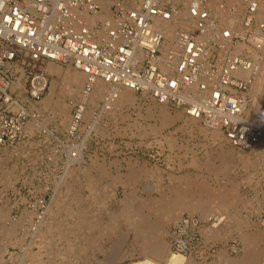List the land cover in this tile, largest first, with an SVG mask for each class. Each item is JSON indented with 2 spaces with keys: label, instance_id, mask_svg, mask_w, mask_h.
<instances>
[{
  "label": "rangeland",
  "instance_id": "1",
  "mask_svg": "<svg viewBox=\"0 0 264 264\" xmlns=\"http://www.w3.org/2000/svg\"><path fill=\"white\" fill-rule=\"evenodd\" d=\"M229 2L230 0L227 1L229 5L235 6L234 10L236 11L237 3L230 4ZM213 5L215 6V2ZM234 10L232 11L234 12ZM225 11L228 13L229 10L225 9ZM232 11H229L230 14L233 13ZM214 15L219 19L215 11ZM238 16L241 18L239 23H242L243 14L240 13ZM222 26L226 25L222 24ZM257 31L256 29L255 34ZM237 33L242 39L246 38V28L243 34ZM255 34L250 35L251 44L253 43V36H257L258 32L257 35ZM245 43L249 44L248 42ZM244 54L248 56L245 52ZM249 60H251L250 57ZM61 66L66 69L69 65L61 64ZM46 71L48 72L49 86L53 79L58 82L61 81L59 75ZM248 87L245 91L250 89V85ZM48 92L49 87L42 98ZM257 96L259 98L260 94L258 93ZM137 97L139 98L136 100V104H141V106L137 107L136 104L119 106L116 108V112H113L114 115L113 113L101 115L98 106L93 107L91 110V117H82V112L78 110L81 120L75 129L71 130L72 132L68 131V123L62 122L63 117L52 114L51 109L49 110V107H47V110L39 100L37 102L39 110L33 109L31 112L37 115V121L53 130V135H48L44 129L38 127L30 132L24 131L28 136L23 134L15 144L0 146V205L7 208L9 218L16 220V233L24 236L25 246L30 240L28 238L31 234V222L38 221V214L43 212L48 205H53L51 208L56 211L54 215L49 216L48 222L53 221L54 218L62 222L64 216L68 222H71V217L77 219V216H83L85 219L83 222L78 218L80 225L83 226V235L75 232L73 238H77L76 240L69 241L62 236L58 237L55 233L59 232V228L56 229L55 227L53 231L52 229L49 231L47 237L52 238L55 235L53 237L54 241L51 242L55 243L51 245V249L66 251V254L69 253L66 257H62L63 254L58 256L59 254L50 253L49 244L40 243V239L36 238L39 243L36 240L37 242L30 245V248L32 252L37 253L40 251V253L34 254L33 263L129 264L141 260L144 255L141 252L140 244L134 240V233L131 230L129 231L131 225L126 221L125 213H123L125 206H128L131 214L135 216V222L138 221L139 217H142L152 227H163L165 231L163 238L169 243L170 249L172 241L170 231L182 217L193 215L207 220L210 216H217L213 224L222 225L223 230L220 231V235L215 236L205 230L206 227L212 226V223L204 226L201 239H195L191 244L193 253L184 255L187 260L191 261L189 264L193 262L194 264H210L211 262L232 264L230 259L235 260V264H248V261L251 264L253 260L256 264H264L262 263L264 262L262 261L264 250H260L261 248L264 249V141L251 148L240 149L230 145L225 139L222 140L226 152H232L231 156H228L230 158L228 164L223 165L222 157H220L223 153H221L218 143L205 138L202 132L192 134L184 128L181 124H183L186 117L178 110L166 105L170 115L177 116L178 114L179 117L163 127V131L154 132V125L157 126L159 120L156 114V116L154 114L150 115L146 111L148 112V105H153L155 102L141 98L138 94ZM65 100L67 104L72 102L69 96ZM257 100L254 108L259 109V111L257 110L258 114L254 116V119H259V114L264 118V98H262V105L259 108L257 104L260 99ZM250 103L251 100H249L246 109ZM76 106L77 103L73 102L71 104V115L74 114ZM49 114H52V116ZM48 115L50 118L47 117ZM60 119L61 121H59ZM59 122L63 123L62 125L66 129ZM198 123L203 125L201 122ZM148 130L153 133L148 132ZM170 136L175 139V143H171ZM84 139L86 146L83 148V160H76L70 164L66 163L67 149L72 148L71 151H75V146ZM5 156H8V158ZM66 168L67 170H65ZM216 168L220 169L215 171ZM183 176H190L192 180L185 183L181 179L172 178ZM91 177L93 180L90 179ZM127 180L129 184L126 183ZM79 183L81 185L78 186ZM103 187L105 188L102 189ZM64 190L66 195H61ZM94 190L97 192L95 193ZM53 192L54 196L57 195V192L60 194L61 202H58V204H51ZM98 195L99 197L101 195L102 203L100 202L101 199L97 197ZM179 195L185 197L184 203H200L202 204L201 208L206 211L198 209L191 212L184 209L174 219L163 218L158 211L159 206L163 202L180 200L178 199ZM68 196L72 197L69 198ZM94 196L96 199H94ZM125 196H128L126 205L124 203ZM94 200L98 204H95ZM64 203L66 207L63 206ZM76 207L82 209L83 213L78 214ZM120 213L121 216H119ZM8 222L3 216L0 217V230L3 226H9L10 222ZM94 224H97V226ZM106 224H110L113 229L112 227L106 228L102 232L100 227L102 228ZM63 227L66 228L67 225H63ZM99 231L101 234L98 236L99 247L93 245L88 247V244L86 246L84 244L86 238L91 234L99 233ZM249 233L257 237L261 247L256 251L257 254L256 252L253 253L254 247L245 239V234ZM118 240L119 242H117ZM136 247H140V252ZM112 249H116V251L111 253ZM9 250L17 254L21 248L18 245L10 246ZM82 250L86 252H82ZM109 252L112 256H114V253L117 254L112 257ZM246 253L248 254L246 255ZM8 255L9 253H6L4 256L5 264H14L16 261L9 260ZM110 258L114 259L111 260ZM37 259H39V262ZM23 262H29V258H22L21 264Z\"/></svg>",
  "mask_w": 264,
  "mask_h": 264
},
{
  "label": "built area",
  "instance_id": "2",
  "mask_svg": "<svg viewBox=\"0 0 264 264\" xmlns=\"http://www.w3.org/2000/svg\"><path fill=\"white\" fill-rule=\"evenodd\" d=\"M212 2L222 10L235 9L227 0H115L109 18L89 23L77 14L100 12L94 0H0V146H11L23 136L31 103L49 87V60L87 75L84 93L100 78L219 127L234 147L258 145L264 139V121L247 115L241 92L249 82L236 74L250 60L243 52L235 55L234 46L238 41L251 44L250 35L257 28L264 34V22L254 20L257 2L243 0L242 39L222 26ZM183 8L192 23L178 27L173 39L154 26L155 17L171 19ZM256 47L261 49L264 43L257 42ZM13 82L20 86L12 90ZM83 104L76 106L74 127ZM216 219L182 217L170 231L171 249L192 254V242L201 239L204 226Z\"/></svg>",
  "mask_w": 264,
  "mask_h": 264
},
{
  "label": "bare ground",
  "instance_id": "3",
  "mask_svg": "<svg viewBox=\"0 0 264 264\" xmlns=\"http://www.w3.org/2000/svg\"><path fill=\"white\" fill-rule=\"evenodd\" d=\"M94 1L97 2L100 5V7H101V11L100 12L94 13V14H88L86 12V10H82V11H80L77 14V17H79L80 19H84V20H86L89 23H95L96 21H98L100 19L109 18L110 17L109 6L111 5V3L113 1H110V0H94ZM227 1H229V0H227ZM255 1L257 2V9H256V12H254L253 17L255 18L256 21L264 22V0H255ZM213 3L214 2L210 3L209 5H210V7L212 9H215V12H216V14L219 17V20H220L221 24L226 25L233 32H236V33L239 32L241 34H243L245 32V27H243L242 23H239L241 18L238 16V14H240V13H242L243 16H244V13H245L246 4H244L243 0H230V2H229L230 4L237 3V5H238L237 6V10L236 11L234 10V12L232 11L233 12L232 14H230V12H229L230 10L227 13L225 10H222L221 8L216 7V5L214 6ZM225 13H227V14H225ZM242 20H243V18H242ZM190 23H192V20L187 18L186 9L183 8L182 10H180L178 12L177 15L172 16L171 19L163 20V19H160L159 17H155L154 26L157 29H159L160 31H163V33L165 34V36L167 38L173 39L178 27H183V28L186 27V28H188ZM257 30H259V29L257 28ZM215 31L217 32V29ZM255 35H257V34H255ZM206 37H207V35H206ZM216 40L219 43H221V41H223V40L220 39V37H218ZM252 40H253L252 41L253 43L251 45L245 43L244 41H238L235 44V46H234V48H235L234 52H235V54H237L238 52H243L244 51L248 55V57H250V59H251L250 63L248 62V64H247V60L244 62V64H247V65L239 66L237 71H236V74L239 75V76H243L250 83L249 84L250 85V89L247 90V91H244V92L242 91L241 92V96H243V102H241V103H242V106L245 107V104L247 106L249 100H251V103L249 104L248 108L245 111H246V113H247V115L249 117H253V119H254L255 118L254 116H256L258 114V111H259V109L254 108V106H255L254 104L257 103L256 102V101H258L257 99H260L258 104H257L258 108H259V106L262 105V98H264V48L260 49V48L256 47L257 42L264 43V34L259 32L257 36H253ZM260 52H261V54H260ZM61 64L62 63L51 61V60H49L46 63V67H48V68H46V70H48L49 72L56 73L57 75H59L61 77V81L58 82L57 80L53 79V81L51 82V84L49 86V92L47 93V95L45 97L42 98V100L40 99V102H42L45 105L47 110H48L47 107H49V110L51 109L50 112H52V114L54 113L55 115L57 114V115H60L61 117H63V121L62 122H67L68 123L67 127H68V131H70V132H72L71 130L75 129L74 126L76 125L75 121H73V114L72 115L70 114V108H71V104H73V102L77 103V104H79V103L83 104L84 103L83 107L80 105L79 111L82 112V114H83L82 117H89V116L91 117V110L93 109V107H97L98 106L100 108L99 109V113L101 115H105V114L116 112V108L119 107V106L135 105L136 102H137L136 100L139 98V97H137L135 92L131 91L130 89L111 86V85L103 82L100 78H97V79H95L93 81L92 89L90 91H88V93H84L83 90L85 88V84L87 83V75H85L80 70L76 69L75 67H72L70 64H67L69 66L66 69H63V67H62L63 65L61 66ZM19 86H20L19 82H13L12 85H11V89L13 90V89H15V88H17ZM258 93L260 94L259 98L257 96ZM68 96L72 100V102L69 103V104H67L66 100H65L66 97L68 98ZM147 105H148V103H147ZM160 105H161L160 107H158L159 104L157 105L156 103L153 104V105H148V108H149V109H147L148 112L146 111V113H149L150 115H153V114L157 115V119L159 120V124L157 126L154 125V128H153L154 132L156 131V133H157V131H161L162 128L165 127L168 123L174 122L179 117L178 114H177V116L176 115H174V116L170 115V113L166 109V105L165 104H160ZM138 106H141V104L137 105V107ZM33 109L34 110H37V109L39 110V108L37 106V103H31V105L29 107V110H30L29 111V113H30V117L29 118L30 119L27 120V122L24 124V130L23 131L30 132V131L34 130V128L40 127L42 130L44 129V131L48 135H50V136L53 135V133H54L53 130L47 128L42 122L37 121V115L35 113L31 112V111H33ZM138 110H140V109H138ZM179 113H181V111H179ZM52 114H49V115L52 116ZM78 114H80V112ZM173 114H174V112H173ZM49 115L47 117L50 118ZM113 115H114V113H113ZM143 115H142V117H143ZM139 116H141V115H139ZM61 117H59V118H61ZM185 117H186L185 121L181 125H183L184 128L188 129V131H190L192 134H195V133H198V132H202L204 134L205 138H207L208 140H212L215 143H218L219 147L221 148V153H223L220 156V157H222L223 165H227L228 162L230 161V158L228 156H231L232 152L231 151L226 152V150L224 149V145H223V142H222V140H224V134L221 131V129L219 127H217V126H213V125H210L208 123L200 125L198 123L199 122L198 119H194V118L188 117V116H185ZM52 119H54V118H52ZM259 119L260 120L264 119V118H262L261 114H259ZM59 121H61V119ZM136 123H137V121H136ZM59 124L62 125L63 123L59 122ZM131 124H129V125H131ZM65 125H66V123H65ZM148 126H149V124H148ZM64 128L66 129V127H64ZM135 129H136V127H135ZM149 130H151V129H149ZM149 130H148V132H152V131H149ZM117 133H118V131H117ZM142 133H144V132L142 131ZM166 137L168 138V136H166ZM166 137H165V139H166ZM85 139H86V137H85ZM85 139L81 143H79V144H77L75 146V148H74L75 149V152H74L75 156L74 157L71 156V153H70L72 148L71 149H67L68 151H67V162L66 163L70 164V163H72L73 161H76V160L77 161H82L83 160V156H84L83 148H84V146H86ZM169 140L171 141V143H175V139L172 136L169 137ZM261 141H264V139H261ZM19 153H22V152H19ZM9 154H7V155H9ZM6 158H8V156ZM10 165H11V163H10ZM76 167H78V166H76ZM67 168L65 170H67ZM217 169H220V168H216L214 170L216 171ZM85 171H83V172L85 173ZM223 171H224V168H223ZM81 175L83 176V173ZM82 176H80V177H82ZM172 178H176V180L181 179V181L185 182V183L190 182L192 180V177H190V176L172 177ZM90 179L93 180L92 177ZM0 180H1V178H0ZM76 181H78V180L76 179ZM82 181H80V182H82ZM85 182H87V181H85ZM96 182H97V180H96ZM126 183L129 184L128 180L126 181ZM66 185H67V183H66ZM76 185H74V186H76ZM79 185H81V183H79L78 186ZM94 185H95V183H94ZM65 187H67V186H65ZM104 188L105 187H103L102 189H104ZM55 191H56V189H55ZM78 191H79V189H78ZM94 191H93V194H94ZM100 191H102V190H100ZM66 192H68V191H66ZM96 192L97 191H95V193ZM104 192H103V194H104ZM59 193H61V192H59ZM62 194H65V190H64V193L63 192L61 193V195ZM95 195H97V194H95ZM52 196H53V200L51 199L52 200L51 204L52 203L58 204V202H61L60 194H58V192H57V195L55 194V196H54V192H53ZM71 197H69V198H71ZM97 197H99V195ZM100 197H101V195H100ZM127 197L128 196H125V202H124L125 205L128 203V198ZM181 197L182 196L179 195L178 199H180V200H177L176 202H174V201L171 202V201L167 200L168 202H165V203L163 202L161 204V206H159L158 211L163 216V218L166 217L167 219H169V218L170 219H172V218L174 219V218H176L179 215L180 211L184 210V209H187V210H189L191 212H193V211L195 212L198 209H202L204 212L206 211L203 208H201L202 204L196 203V202H191V204H190V202H187L188 204H186V203H184L185 197H182V198ZM91 198L93 199V197H91ZM94 199H96L95 196H94ZM96 202L97 201L94 200V203L98 204ZM100 202L102 203V199H101ZM100 202H99V204H100ZM52 206L48 205L47 207H45L46 209L43 212H40L38 214V218H39L38 221L31 222V234L29 236L30 238H28L30 240H28L29 244L26 241L27 242V246H25L24 238H23L24 236H20V234L18 235L16 233V228H15V227H17L16 220L9 218L7 216V208L5 206L0 205V217L3 216V218H6V220H8L10 222L9 226H3L2 229L0 230V264H3V263L5 264V261H4L5 257L4 256H5L6 253H9V255H8L9 260L13 259V260L16 261L15 263H17V264H21L22 258H24V257L29 258V262H26V263L23 262L22 264H34L33 263V257H34V254L36 252L35 253L32 252V249L30 248V245H32L33 243L37 242L38 241L37 239H40V243L43 242V243H48L49 244L50 253L51 252L54 253V254L56 253V255L59 254L58 256H61V254H63L62 257L63 256L66 257L67 254H69V253L66 254V251H64V250H55L53 248L51 249V245L53 243H55V242L51 243L52 240H53V237L55 235L53 233L54 236L51 235L52 238H50V237H47L48 233H50L49 231L51 229L53 231V229L56 227V229L59 228L58 229L59 232L55 233V234H57L58 237L62 236V237H64L65 239H67L69 241H72L74 239L76 240L77 238H73V236L75 237V232L76 233L79 232V234L83 235V233H82V227L83 226L80 225V221L78 220V218H80L81 221H83V222L85 221V219L83 218V216H77L78 217L77 219L71 217L72 218L71 222H68V220H66L65 216L63 215L64 216V220L62 222L61 221L59 222L57 219L55 220V218H54L53 221L48 222L49 216H52V215H54L56 213V211H54L51 208ZM63 206H65V203L63 204ZM67 206H69V205H67ZM214 207H215V205H214ZM76 208L78 209V207H76ZM57 211H59V209H57ZM77 212H78V214H81V213H83V210L82 209H78ZM224 212H226V211H224ZM123 213H125L126 221L131 225V228L129 229V231L131 230L134 233V236H135L134 240H136L140 244L141 252L144 255V258H142L141 260L133 261V262H131L129 264H189V262H191L190 260H187V257H185L183 254H181L179 252H175V251L170 249L169 243L166 242L164 240V238H163L165 231H164L162 226H153L152 227L151 225L147 224L146 219H144L142 217H139L138 221L135 222V216H133L131 214V210H130V208L128 206H125V208L123 209ZM46 216H48V217H46ZM68 216H70V215L68 214ZM119 216H121V213H120ZM62 219H63V217H62ZM110 224H106L104 226H102V225H98V226H102V228L100 227V229L103 232L106 228L112 227V226H110ZM63 225H67V227L65 228V227H63ZM94 225L97 226V224H94ZM94 225H93V227H94ZM221 226L222 225H219V224H217V225L213 224L212 226L206 227L205 230L208 231V233H212L213 235L216 236V235H220V233H221L220 231L223 230V228H221ZM112 229H113V227H112ZM46 233H47V235L45 236ZM99 234H100V231H99V233L91 234L90 235L91 237L88 236L86 238V241L84 242V244H86V246L88 244V247H89V245H91V246L93 245L94 247L95 246L99 247L98 246L99 245V240H98ZM251 235H253V236H251ZM79 237H81V236H79ZM245 239H247V242H249L254 247L253 253H255L257 250H259L261 248L259 246L258 241H257V237L254 234H252V233L251 234L250 233L249 234H245ZM69 241H66V242H69ZM117 242H119V240ZM38 243H39V241H38ZM17 245H18L19 248H21L19 253L15 254V253H13V252H11L9 250L10 246L13 247V246H17ZM70 246L72 247V245H70ZM70 246H68V247H70ZM140 247L139 248L136 247V248H138V250H139ZM83 250H84V248H83ZM83 250H82V252H86V251H83ZM260 250H264V249L261 248ZM113 251H116V249H114V250L112 249V252L111 251L110 252L113 253ZM38 252L40 253V251H38ZM139 252H140V250H139ZM70 253H71V251H70ZM111 253H110V256H112ZM132 253H133V251H132ZM116 254L117 253H114L113 255L115 256ZM247 254L248 253H246V255ZM256 254H257V252H256ZM114 256H112V257H114ZM221 256H223V255H221ZM62 257H60V258H62ZM244 257H245V255H244ZM113 259H111V260H113ZM38 260L39 259H37V261ZM230 260H231L232 264H235V262H236L235 260H233V259H230ZM239 260H238V263H239ZM162 261H164V263H162ZM262 261H264V259H262ZM248 262H249L248 264H250V261H248ZM262 263H264V262H262ZM191 264H194V262L191 263ZM251 264H256V263L253 260V263H251Z\"/></svg>",
  "mask_w": 264,
  "mask_h": 264
},
{
  "label": "crops",
  "instance_id": "4",
  "mask_svg": "<svg viewBox=\"0 0 264 264\" xmlns=\"http://www.w3.org/2000/svg\"><path fill=\"white\" fill-rule=\"evenodd\" d=\"M136 94V93H135ZM137 95V94H136ZM24 135H27V133H24ZM28 136V135H27ZM214 262H211L210 264H213ZM214 264H223L222 262H215Z\"/></svg>",
  "mask_w": 264,
  "mask_h": 264
}]
</instances>
